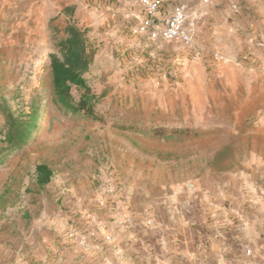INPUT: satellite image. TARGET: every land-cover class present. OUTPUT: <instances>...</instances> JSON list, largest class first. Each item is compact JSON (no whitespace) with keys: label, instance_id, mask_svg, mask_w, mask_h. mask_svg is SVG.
Listing matches in <instances>:
<instances>
[{"label":"rangeland","instance_id":"374dc122","mask_svg":"<svg viewBox=\"0 0 264 264\" xmlns=\"http://www.w3.org/2000/svg\"><path fill=\"white\" fill-rule=\"evenodd\" d=\"M92 2L0 0V264L23 248L43 249L71 211L98 210L112 190L116 206L127 200L135 212L174 222L264 182V38L254 27L240 54L196 42L195 61L150 70L151 59L124 62L118 38L98 35L111 17ZM71 25L96 49L85 78L103 122L55 103L50 55L61 57L57 46ZM7 108L37 119L28 143L10 153ZM39 165L52 171L48 185L38 183Z\"/></svg>","mask_w":264,"mask_h":264},{"label":"crops","instance_id":"0c3cea01","mask_svg":"<svg viewBox=\"0 0 264 264\" xmlns=\"http://www.w3.org/2000/svg\"><path fill=\"white\" fill-rule=\"evenodd\" d=\"M184 1L202 11L196 36L198 46L211 50L218 43L223 44L228 52L240 54V48L242 51L249 45L247 40L251 39L249 32L253 27L256 37L264 38V34L259 33L264 30V0H241L244 7L240 13L229 8V4L204 6L200 0H164L157 20L166 18ZM86 2L91 4L92 1ZM92 4L95 11L111 17V22L101 23L103 30L98 35L111 34L118 38L121 42L118 46L125 47L119 50L126 52L124 62L137 63L135 56H139L138 59L147 57L148 60L158 55L156 49H150L145 38L130 34L128 27L136 24V17L144 15L143 10L131 0H95ZM251 6L257 7L254 18L249 14ZM219 23L223 27L221 41L212 42L219 34ZM204 42L207 44L202 45ZM162 47L163 54L176 57L172 64L178 69L181 64L189 62L181 45L173 43ZM143 61L138 60V63ZM162 65L170 64L164 62ZM263 183L259 185L261 187L253 183V187L246 193L240 192L239 197L228 193L207 201L191 220L179 216L178 221L170 222L150 212L154 215V227L134 234L127 233L126 229L119 230L113 224L114 214L107 204L98 210L77 208L70 212V217L63 218L65 224L58 227L43 249L25 254L23 248L18 257L4 264H264V195L260 197L257 193H264ZM198 202L196 206H199ZM147 213L135 212L140 218ZM76 224H86L95 235L91 240L93 245L88 249L69 237ZM101 224H106V227H100ZM217 231L220 235L216 234ZM108 234L114 236L110 244L104 241ZM114 245L120 251H115Z\"/></svg>","mask_w":264,"mask_h":264},{"label":"built area","instance_id":"2783aa9c","mask_svg":"<svg viewBox=\"0 0 264 264\" xmlns=\"http://www.w3.org/2000/svg\"><path fill=\"white\" fill-rule=\"evenodd\" d=\"M204 6L229 4L234 12L240 13L244 4L241 0H200ZM131 2L140 7L144 15L136 17V24L130 25L128 28L130 34L134 37H142L147 40L150 49H156L158 55L152 56L153 64L148 65V69L155 70L164 68L162 63L176 62V57L163 54L162 46L166 44H179L187 52V60L193 62L199 56V49L196 47L197 30L201 21L202 11L200 8L193 6L190 2L184 1L179 4L174 11L163 20H157V16L161 11L164 0H131ZM219 59V58H216ZM169 66V65H168ZM110 201L107 202L108 209L113 212V224L119 229H126L127 233L134 234L136 232H144L154 227V219L147 213L145 217L140 218L132 210L129 202L126 200L123 206H116L115 200L119 199L118 192ZM143 221V222H142ZM105 228L106 224L100 225ZM220 235V232H216ZM95 235L91 233L90 228L85 224L75 225L71 230L69 237L84 249H88L93 245L92 238ZM114 240L113 234L104 236V241L108 244ZM115 251H120L117 245H114ZM121 258V257H120Z\"/></svg>","mask_w":264,"mask_h":264},{"label":"trees","instance_id":"16d2710c","mask_svg":"<svg viewBox=\"0 0 264 264\" xmlns=\"http://www.w3.org/2000/svg\"><path fill=\"white\" fill-rule=\"evenodd\" d=\"M57 47L61 57L50 55L56 105L67 114H84L91 121L103 122L104 120L98 116L96 109L100 98L94 93L85 78L93 64L96 49H92L86 33L73 25L67 26L65 35ZM73 89L79 93L78 100L73 95ZM5 115L4 141L7 144V151L10 153L28 143L36 127L37 119L35 115L30 116L29 119L17 117L8 108ZM120 129L138 131L133 126H120ZM138 133L141 134V132ZM186 134H190V132ZM51 176L52 171L47 165L37 167V180L41 186L48 185Z\"/></svg>","mask_w":264,"mask_h":264}]
</instances>
